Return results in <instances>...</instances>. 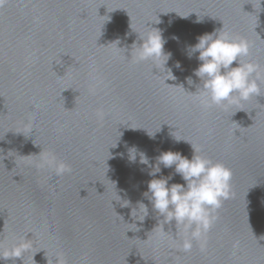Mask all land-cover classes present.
I'll list each match as a JSON object with an SVG mask.
<instances>
[{"label": "water", "instance_id": "95a60500", "mask_svg": "<svg viewBox=\"0 0 264 264\" xmlns=\"http://www.w3.org/2000/svg\"><path fill=\"white\" fill-rule=\"evenodd\" d=\"M223 26L248 40L244 61L264 69V0H0V253L24 237L34 245L0 264H264V83L261 96L233 106L205 109L191 93L200 62L186 49ZM149 27L172 54L167 84L111 43L130 49ZM173 136L232 171L230 198L189 252L182 226L156 227L143 196L150 168L139 156L129 163L125 146L153 165L162 151L191 159L190 143ZM49 154L71 171L41 167ZM173 173L161 165L155 178ZM115 190L148 206L145 221Z\"/></svg>", "mask_w": 264, "mask_h": 264}, {"label": "clouds", "instance_id": "9594fccd", "mask_svg": "<svg viewBox=\"0 0 264 264\" xmlns=\"http://www.w3.org/2000/svg\"><path fill=\"white\" fill-rule=\"evenodd\" d=\"M191 13L187 16H179L188 18ZM195 22H202V18L198 14ZM154 23L159 24L160 20L158 19V22ZM173 39L178 40L179 38L173 37ZM111 43H116L118 49L128 51L130 59L135 63L151 62L152 71L155 68L157 70L155 75L161 76L165 84L168 80L176 79L172 68L167 67L172 54L165 52L164 45L167 40L159 28L149 27L145 34L138 35V42L134 41L130 49L119 47V39ZM249 51L248 40L233 36L224 29V26L211 33L198 36L197 43L187 47L188 59L198 53L196 59L200 63L193 70V75L199 78L200 84L196 85V91L191 93L196 94V98L203 108L207 109L213 105L233 106L249 101L253 97L261 96L260 83H264V69L255 62L244 61L243 58L249 55ZM234 62L237 65L235 67L232 66ZM175 68H181L179 61L175 63ZM186 83L190 86L193 85L191 76L186 78ZM180 87L185 90L183 85ZM154 133L149 134L147 131L150 139H155ZM173 137L176 142H188ZM190 145L193 149L191 159L180 152L162 151L155 158V165L151 164L147 154L139 150L137 146L125 145L129 163L137 162V156H139V163L150 168L148 175L153 179L147 182V191L143 193V196L150 202L157 215L159 222L156 227L160 225L161 221L164 224H171L173 220L177 230L182 226L183 231L187 234L182 244V249L185 252L191 251L193 241H202L211 229L218 218L215 213L222 206L223 201L230 198L232 179L230 168L220 162L214 163L210 158L200 154L201 149L194 147L191 143ZM117 146L116 143L114 147ZM161 165L164 168H173L174 166V173L167 177L155 178L158 173H161ZM40 166L53 169L58 176L71 171L70 166L63 161H58L54 154L43 157ZM173 175H179L185 183H173L169 186ZM113 183L116 188L115 182ZM115 195L118 199L113 200L121 202L122 207H131V201L122 200L116 190ZM148 214V206L143 201H138L135 207H131L130 215L135 221H145ZM160 217L162 219H159ZM31 247H34L31 239L24 237L19 243L0 253V260L22 258ZM201 247L203 248V244Z\"/></svg>", "mask_w": 264, "mask_h": 264}]
</instances>
